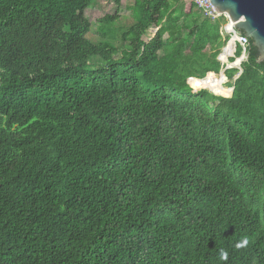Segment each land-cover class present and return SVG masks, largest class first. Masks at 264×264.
I'll use <instances>...</instances> for the list:
<instances>
[{
  "label": "trees",
  "instance_id": "16d2710c",
  "mask_svg": "<svg viewBox=\"0 0 264 264\" xmlns=\"http://www.w3.org/2000/svg\"><path fill=\"white\" fill-rule=\"evenodd\" d=\"M95 2L0 0V264H264L253 40L225 86L223 17L133 0L92 40Z\"/></svg>",
  "mask_w": 264,
  "mask_h": 264
},
{
  "label": "water",
  "instance_id": "95a60500",
  "mask_svg": "<svg viewBox=\"0 0 264 264\" xmlns=\"http://www.w3.org/2000/svg\"><path fill=\"white\" fill-rule=\"evenodd\" d=\"M210 1L216 11L227 13L230 19L235 22V28L253 40V45L257 48L259 53L258 61L264 62V0ZM248 55L249 53H247L246 58H248ZM242 70L241 67L237 73V77L232 81L233 84L242 73ZM230 88L233 94L234 87L232 86ZM209 91L213 93L212 90L209 89Z\"/></svg>",
  "mask_w": 264,
  "mask_h": 264
},
{
  "label": "built area",
  "instance_id": "2783aa9c",
  "mask_svg": "<svg viewBox=\"0 0 264 264\" xmlns=\"http://www.w3.org/2000/svg\"><path fill=\"white\" fill-rule=\"evenodd\" d=\"M193 1L196 4L197 8L202 12V14L205 17L211 20H216L218 18L223 17L226 22L221 26V34L223 36L225 35L229 36L228 41L222 48L220 54L218 55V60L221 62L222 65L220 73L218 74L208 73L205 78L210 76V74H215L216 76L219 75L222 76L223 74L226 77L225 75L226 69L237 68L238 70H240L241 68L240 62L242 63L247 59L246 55L248 53L247 47L249 45V37L235 28V22H233L230 19L227 13H221L216 11L210 0H193ZM237 45L242 47V53L239 57L235 58L234 61H231V59L234 58V51ZM235 77H237V74L235 75ZM227 82H228V78L226 77L225 83Z\"/></svg>",
  "mask_w": 264,
  "mask_h": 264
},
{
  "label": "rangeland",
  "instance_id": "374dc122",
  "mask_svg": "<svg viewBox=\"0 0 264 264\" xmlns=\"http://www.w3.org/2000/svg\"><path fill=\"white\" fill-rule=\"evenodd\" d=\"M132 4H133V0H123L122 7L118 9L117 6L114 4V2H112L111 0H96L94 5L88 8L85 12L86 17L89 19V21L92 24L91 30L88 33V37L92 40H98L100 37L99 33L97 32L98 20L107 14L109 15L114 14L117 9L119 10L120 18L116 20V22L114 23V26L124 27V26L130 25L133 22L131 10H130V7L132 6ZM155 30L156 28L152 27L149 30V33L145 36V38H147L148 36H152ZM115 43L117 45H120L119 41H116ZM227 83H225V86L229 85Z\"/></svg>",
  "mask_w": 264,
  "mask_h": 264
},
{
  "label": "clouds",
  "instance_id": "9594fccd",
  "mask_svg": "<svg viewBox=\"0 0 264 264\" xmlns=\"http://www.w3.org/2000/svg\"><path fill=\"white\" fill-rule=\"evenodd\" d=\"M244 34V33H243ZM242 64V63H241ZM227 77V76H226ZM203 79V78H202ZM233 81V80H232ZM225 85V84H224ZM202 89V88H201ZM203 89H206V88H203ZM207 90H209V89H207ZM223 97V96H222ZM240 237H242V238H244V239H242L241 241H239V242H237V244L235 245V247L237 248V249H240V248H243V247H246L247 246V244H248V239H251L252 238V235H250V234H243V235H241ZM219 256H220V259L222 260V261H227V259H228V253H227V251H225V250H221L220 251V254H219Z\"/></svg>",
  "mask_w": 264,
  "mask_h": 264
},
{
  "label": "bare ground",
  "instance_id": "6f19581e",
  "mask_svg": "<svg viewBox=\"0 0 264 264\" xmlns=\"http://www.w3.org/2000/svg\"><path fill=\"white\" fill-rule=\"evenodd\" d=\"M204 80H206V79H200V80H198V81H199V82H202V81H204ZM198 81H196V82H198ZM196 82H195V84H196ZM195 84H194V88L199 89L200 87H197ZM214 85H215V84H214ZM201 88H205V87L202 86Z\"/></svg>",
  "mask_w": 264,
  "mask_h": 264
}]
</instances>
